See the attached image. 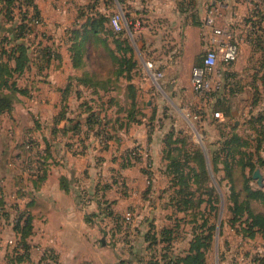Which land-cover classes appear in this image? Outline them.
Listing matches in <instances>:
<instances>
[{
    "label": "crops",
    "instance_id": "0c3cea01",
    "mask_svg": "<svg viewBox=\"0 0 264 264\" xmlns=\"http://www.w3.org/2000/svg\"><path fill=\"white\" fill-rule=\"evenodd\" d=\"M31 4L42 22L17 40L19 11L10 19L7 0H0V40L9 39L0 43V53L21 41L30 56L15 74L23 91L2 90L11 95L12 107L0 115V264H138L153 252L160 258L188 251L192 224L176 203L179 186L172 184L166 131L156 123L163 106L156 98L152 103L146 61L163 73L160 87L173 100L196 97L191 70L201 64L211 38L218 37L214 28L233 31L239 41L219 103L227 116L237 108L246 117L234 120L233 130L244 124L245 132L254 131L249 143L255 144V169L263 178V187L255 188L264 192V164L259 165L264 138L257 148L254 121L264 116V0H21L24 10L31 11ZM109 5L111 13L122 10L131 25V33H103L107 46L91 47L109 57L110 69L88 67L89 46L83 48L81 64L73 65L69 34L62 28L72 30L91 15L109 18ZM208 17L214 26L206 23ZM124 38L135 46L118 47L115 40ZM122 58L129 60V69ZM86 72L91 77L84 79ZM134 146L151 151L148 180L141 161L127 157ZM126 211L133 215L130 224L122 222ZM27 215L32 228L25 254L14 227L17 217ZM156 215L165 223L157 224ZM163 230L172 236L169 249L161 240L150 247L147 235ZM103 232L110 234L111 246ZM12 238L18 241L14 248L8 244ZM213 244L214 238L207 264Z\"/></svg>",
    "mask_w": 264,
    "mask_h": 264
},
{
    "label": "rangeland",
    "instance_id": "374dc122",
    "mask_svg": "<svg viewBox=\"0 0 264 264\" xmlns=\"http://www.w3.org/2000/svg\"><path fill=\"white\" fill-rule=\"evenodd\" d=\"M109 9L112 10L113 7L109 5L107 15L111 14ZM104 23L105 28H110L109 22V26H107V22ZM130 39L129 44L135 46L134 41ZM87 45L90 47L88 67L90 69L96 68L98 71L110 69L109 63L111 60L109 57L104 59L91 49V47L100 46V43L91 41ZM105 52L107 53L106 50ZM154 80L152 81V89L154 91L152 103H154V98H156L163 106V115L160 116L156 123L160 126L164 125L166 144L171 149L170 156L179 158L181 163L193 170L191 173H195L198 178L197 182L194 180L199 189L196 192V196L193 197V202L196 203L199 197L204 200L213 199L216 201L217 210L214 211V214L212 213L211 218L215 225L214 244L208 256V264H264V236L263 240L258 237L257 240L252 239L249 241L244 238L241 239L240 235L232 229V225L237 224L239 221L235 215L237 207H242L241 202L245 200L246 193L243 191V184L246 176L252 177V172L249 170L250 166L245 169L243 164L244 162L255 163L254 159L257 155L255 144L250 143L245 150V146L239 142V144H236L238 146L233 151L232 158L230 156L227 157L222 150L223 142L230 138L232 133H236L240 138L247 139L248 142L250 141V135L255 134L252 129L245 132L244 124H240V127L236 130L232 129L234 120L242 121L246 117L236 108L225 118L224 111L219 103L222 100L220 98L221 93L205 101L206 103L203 100L204 98L199 95L191 97L186 94L183 95L181 100L177 101L173 100L160 87L159 80ZM203 102L205 105H202ZM142 108L146 107L143 106ZM215 111H219L222 118L215 117ZM211 159L217 160L218 166L214 165L215 171H213ZM231 159H234L232 160V166L227 167L224 161L229 162ZM209 183L213 184L219 199L215 193H213L214 196L211 199L212 195L208 196V193L206 194L204 191L203 187ZM250 185L253 187L257 186L256 180L252 178ZM201 203L202 205L205 204L204 201ZM250 206L255 211L264 210L261 204L258 205L251 202ZM219 207L220 209L218 210ZM155 220L158 221L157 224L159 225L162 222L165 223L158 215H156ZM171 220L172 218L167 219V222ZM103 234L104 239H108L109 242L107 243L111 246L112 239L110 234L107 232H103ZM17 242L16 239L12 238V242L9 243L8 241V244L14 248L15 245L17 246ZM247 253H250L251 256L246 255ZM251 258H256V263Z\"/></svg>",
    "mask_w": 264,
    "mask_h": 264
},
{
    "label": "trees",
    "instance_id": "16d2710c",
    "mask_svg": "<svg viewBox=\"0 0 264 264\" xmlns=\"http://www.w3.org/2000/svg\"><path fill=\"white\" fill-rule=\"evenodd\" d=\"M7 3L9 6L6 14H8L10 19L14 10L18 9L19 11V24L15 27V31H13V37L17 40L25 38V36L27 37V34H30L33 31V19L29 17V11L22 8L21 0H7ZM31 7L32 16H40L37 7L33 4H31ZM108 20L109 19L105 16L94 17V15H91L86 17L85 21L79 23L77 27H74L72 30H70L68 40L71 42L70 47L72 51L73 65L78 66L81 64L83 48L88 46L87 44L89 42H97L101 45L107 46L106 39L103 38L101 34L104 33L106 35H113V30H111V28L107 29L104 27V22H107ZM6 42H9L7 36L0 40L1 44ZM115 43L121 48L123 46L124 48L129 49L132 46L129 44L128 38H124L120 42L115 40ZM2 50L3 51L0 53V115L6 111H9L12 107L11 95L6 94L4 91L2 93V90H7L11 94H14L15 92L21 93L23 91L22 89H18V87H16L15 74H21L23 69L27 66V63L30 61L28 48H26L24 43L21 41L13 46L9 52H7L5 49ZM123 63L128 65V69L131 67L129 60L126 58H122L121 64ZM82 75L84 79L91 77L87 72L83 73ZM223 114L224 116L228 115L226 110H224ZM254 121L259 124V127L256 129V132L259 134V136L256 138V147L258 148L260 147L264 138V116L254 119ZM239 142L245 146V150L250 144L247 139L240 138L236 133H232L231 137L223 142L222 150L227 157L233 156V151H235L238 146L236 144H239ZM165 150L167 158L169 159V171L172 173V184L179 186V197L176 203L179 210L184 213L186 218L189 217L184 221L192 224L193 237L189 243L188 251L183 255L172 257L164 253L161 254L160 258H157L156 254L154 255L153 252L148 259H140L138 264H207L206 255L209 248L211 247L215 232V225L211 221V218L212 213L214 214V211L217 210L216 201L212 198L214 196L213 193L217 195L218 199L219 195L213 184L209 183L205 185L203 189L206 194L208 193V196L212 195V200H204L199 197L196 203L193 202V197L196 196V192L199 189L196 183H194V180H196V182L198 181L197 176L195 173H191L193 170L183 165L179 158L170 156L171 149L170 146H167V144ZM232 160L234 159H231L229 162L224 161L225 165L227 167H231ZM216 161V159L212 160L213 171H215L214 165L216 164L218 166ZM262 164H264V160L259 159V165ZM243 165L245 169L250 166L249 170L251 172H253L255 169V164L253 163L244 162ZM251 179L252 177L250 178L246 176L245 183L243 184V191L246 193L245 200L241 202L242 207H237L235 213L236 217L239 219L238 223L232 225V229H234L237 234L241 235L243 238L246 237L250 239L254 238L257 233H264V210L255 211L250 206L251 202H253L258 205L261 204L264 207V192L251 186ZM203 201L205 202L204 205L201 203ZM219 209L220 207L218 210ZM14 228L19 234V244L23 246L26 254L28 246L25 243V238L30 234L32 228L30 215L25 216L22 224L17 221ZM168 232L169 231L167 230H163L159 236H157L155 232H149L150 234L147 235L149 246H153V248L157 247L159 241L161 240L166 243L165 249L168 250L172 241V236L168 234ZM14 258L16 259L18 257L14 256ZM254 259L257 261L256 258Z\"/></svg>",
    "mask_w": 264,
    "mask_h": 264
},
{
    "label": "built area",
    "instance_id": "2783aa9c",
    "mask_svg": "<svg viewBox=\"0 0 264 264\" xmlns=\"http://www.w3.org/2000/svg\"><path fill=\"white\" fill-rule=\"evenodd\" d=\"M28 15L33 19V26L41 24L42 19L40 16L33 17L31 11H29ZM206 23L210 26H214V18L208 17ZM109 25L115 33H124L126 30L129 32L131 27L122 10H115L111 13ZM62 32L67 35L70 30L69 28H62ZM213 33L218 37L211 38L210 44L205 49L201 64L195 65L191 70L192 89L197 95L204 99H210L219 93H223L226 72L238 59L240 53L239 41L233 31L214 28ZM146 65L153 79L159 80L162 78L163 73L160 70L154 69V65L151 61H146ZM214 116L222 118L219 111H215ZM27 148L30 149V145ZM72 150L75 154H78V145L73 146ZM127 157L133 161H141L139 162L141 169L148 180L152 167L150 149L144 146H134L127 153ZM24 218L25 216L21 218L17 217L16 222L19 221V223L22 224ZM132 220L133 215L131 211H126L122 215V222L124 224H130ZM11 242L12 239L9 240V243Z\"/></svg>",
    "mask_w": 264,
    "mask_h": 264
},
{
    "label": "water",
    "instance_id": "95a60500",
    "mask_svg": "<svg viewBox=\"0 0 264 264\" xmlns=\"http://www.w3.org/2000/svg\"><path fill=\"white\" fill-rule=\"evenodd\" d=\"M129 33H131V31L129 30ZM253 179L256 180L257 184L260 186V187H263V178L260 174V171L259 169H255V171L253 172V175H252Z\"/></svg>",
    "mask_w": 264,
    "mask_h": 264
}]
</instances>
